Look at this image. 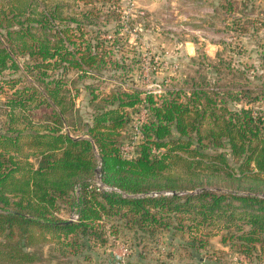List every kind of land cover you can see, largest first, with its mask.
I'll return each mask as SVG.
<instances>
[{
	"label": "trees",
	"instance_id": "obj_1",
	"mask_svg": "<svg viewBox=\"0 0 264 264\" xmlns=\"http://www.w3.org/2000/svg\"><path fill=\"white\" fill-rule=\"evenodd\" d=\"M72 1L0 0V264H36L42 243L63 255L104 248L122 227L138 244L185 231L202 263L216 231L250 263L264 261V76L222 84L216 67V76L158 97L124 82L108 94L87 84L92 111L75 117L76 81L107 68L106 40L85 28L108 0L84 9ZM144 109L142 138L124 155ZM98 168L127 195L98 190ZM61 202L77 221L61 218Z\"/></svg>",
	"mask_w": 264,
	"mask_h": 264
},
{
	"label": "rangeland",
	"instance_id": "obj_2",
	"mask_svg": "<svg viewBox=\"0 0 264 264\" xmlns=\"http://www.w3.org/2000/svg\"><path fill=\"white\" fill-rule=\"evenodd\" d=\"M92 1L77 3L81 9L99 4ZM70 3L74 5L72 0ZM96 17L97 24L85 29L90 32L87 36L99 35L106 40L102 50L107 68L102 78L80 80L76 71H70L68 78L77 80L80 89L75 117H87L92 111L87 84H95L108 94L124 82L126 87L143 91V97L147 91L158 97L169 89L187 90L193 79L216 76V67L221 69L222 84H244L249 76H264V0H108ZM251 84L259 87L261 81L255 79ZM5 96L0 93V114L5 110ZM259 105L256 102L253 106ZM140 118L141 112L136 113L134 123ZM133 141L128 145L134 146L130 155L138 143L135 137ZM125 147L124 155H128ZM58 206L61 218L70 220L75 210L71 212L69 203ZM212 234L199 251L203 263L192 256L185 231L146 235L145 239L139 238L138 244L134 230L122 227L120 238L109 237L104 248L80 255H63L53 243H42L41 259L36 264H264L258 260L250 263L223 245L218 232ZM123 246L129 248L128 254H124Z\"/></svg>",
	"mask_w": 264,
	"mask_h": 264
},
{
	"label": "built area",
	"instance_id": "obj_3",
	"mask_svg": "<svg viewBox=\"0 0 264 264\" xmlns=\"http://www.w3.org/2000/svg\"><path fill=\"white\" fill-rule=\"evenodd\" d=\"M147 116H148V110L147 109H144V112L142 111L141 112V118L134 123V126H135V130H136V133H135V139L139 140L142 138V135H141V132H140V129H139V125L141 123H143L144 121H146L147 119ZM135 141H133L134 143ZM134 147V146H133ZM133 147H130L127 145L126 148V154L130 155L129 154V151L133 148ZM94 183L95 185L98 187V190L100 191H103V192H117V193H120L122 195H127L125 192H123L121 189L117 188V187H113V186H109V185H106L102 182L100 176H96L95 180H94ZM167 193H170V192H167ZM153 195H158L159 193L158 192H153L152 193ZM78 217H79V214L76 211H74L71 216H70V220L71 221H77L78 220ZM124 254H128L129 253V248L127 246H123L122 248Z\"/></svg>",
	"mask_w": 264,
	"mask_h": 264
},
{
	"label": "water",
	"instance_id": "obj_4",
	"mask_svg": "<svg viewBox=\"0 0 264 264\" xmlns=\"http://www.w3.org/2000/svg\"><path fill=\"white\" fill-rule=\"evenodd\" d=\"M97 175L100 176L101 175V169L98 168L97 171H96ZM71 221V220H70Z\"/></svg>",
	"mask_w": 264,
	"mask_h": 264
}]
</instances>
